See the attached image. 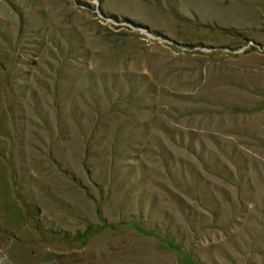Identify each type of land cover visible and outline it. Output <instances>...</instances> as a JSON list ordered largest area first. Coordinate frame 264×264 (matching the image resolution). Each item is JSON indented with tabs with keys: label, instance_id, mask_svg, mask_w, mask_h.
I'll return each instance as SVG.
<instances>
[{
	"label": "rangeland",
	"instance_id": "obj_1",
	"mask_svg": "<svg viewBox=\"0 0 264 264\" xmlns=\"http://www.w3.org/2000/svg\"><path fill=\"white\" fill-rule=\"evenodd\" d=\"M0 264H264V0H0Z\"/></svg>",
	"mask_w": 264,
	"mask_h": 264
}]
</instances>
